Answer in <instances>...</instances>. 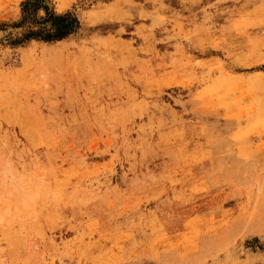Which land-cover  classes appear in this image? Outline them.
Returning <instances> with one entry per match:
<instances>
[{
  "label": "rangeland",
  "instance_id": "1",
  "mask_svg": "<svg viewBox=\"0 0 264 264\" xmlns=\"http://www.w3.org/2000/svg\"><path fill=\"white\" fill-rule=\"evenodd\" d=\"M0 170V264H264V0H0Z\"/></svg>",
  "mask_w": 264,
  "mask_h": 264
},
{
  "label": "clouds",
  "instance_id": "2",
  "mask_svg": "<svg viewBox=\"0 0 264 264\" xmlns=\"http://www.w3.org/2000/svg\"><path fill=\"white\" fill-rule=\"evenodd\" d=\"M7 182L14 190V194L19 197V202L17 210L21 207H27L32 202V197L24 189V181L22 178L18 177L14 172L0 170V183ZM11 209L7 210V214H11ZM0 219H3V213H0Z\"/></svg>",
  "mask_w": 264,
  "mask_h": 264
},
{
  "label": "trees",
  "instance_id": "3",
  "mask_svg": "<svg viewBox=\"0 0 264 264\" xmlns=\"http://www.w3.org/2000/svg\"><path fill=\"white\" fill-rule=\"evenodd\" d=\"M62 20H63V18H61ZM60 35H63V33H60ZM60 35H58V36H60Z\"/></svg>",
  "mask_w": 264,
  "mask_h": 264
},
{
  "label": "bare ground",
  "instance_id": "4",
  "mask_svg": "<svg viewBox=\"0 0 264 264\" xmlns=\"http://www.w3.org/2000/svg\"><path fill=\"white\" fill-rule=\"evenodd\" d=\"M1 222V221H0Z\"/></svg>",
  "mask_w": 264,
  "mask_h": 264
}]
</instances>
